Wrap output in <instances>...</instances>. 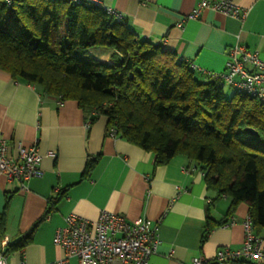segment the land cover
Here are the masks:
<instances>
[{"label":"crops","instance_id":"0c3cea01","mask_svg":"<svg viewBox=\"0 0 264 264\" xmlns=\"http://www.w3.org/2000/svg\"><path fill=\"white\" fill-rule=\"evenodd\" d=\"M198 1L104 0L124 14V23L141 38L201 68L195 70L200 81L213 80L209 71H224L230 49L238 43L264 59V0H237L249 9L244 21L203 9L200 17L179 27ZM94 115L77 100L48 94L41 85L0 67V131L9 153L16 154L22 143L27 148L36 144L44 155L42 176L28 180L25 188L0 173V220L5 216L0 251L5 250L9 264L61 258L64 251L56 245L55 234L66 225V217L74 213L95 221L103 210L128 220L146 217L158 227L151 264H192L198 256L212 258L220 247L243 244L247 203L230 213V197L208 187L195 160L178 153L168 163L156 164L154 151L122 135L110 136L107 117ZM51 150L55 157L47 155ZM90 159L96 161L86 172ZM59 193L50 212V202ZM31 231L22 249L6 252ZM70 264H79L78 259L71 258Z\"/></svg>","mask_w":264,"mask_h":264},{"label":"trees","instance_id":"16d2710c","mask_svg":"<svg viewBox=\"0 0 264 264\" xmlns=\"http://www.w3.org/2000/svg\"><path fill=\"white\" fill-rule=\"evenodd\" d=\"M106 51L112 62L97 58ZM0 67L48 94L77 100L95 119L106 116L108 130L115 127L118 135L154 151L156 164L178 153L195 160L208 187L230 197V213L239 203L248 204L263 236L264 103L259 99L237 91L228 97L224 85L200 81L177 53L141 38L99 8L65 0H14L12 7L0 0ZM95 161H88L86 172ZM61 195L51 200L50 212ZM4 229L3 215L0 233ZM31 235L9 244L6 252L22 249Z\"/></svg>","mask_w":264,"mask_h":264},{"label":"built area","instance_id":"2783aa9c","mask_svg":"<svg viewBox=\"0 0 264 264\" xmlns=\"http://www.w3.org/2000/svg\"><path fill=\"white\" fill-rule=\"evenodd\" d=\"M5 1L9 7L13 6L14 0ZM65 1L99 8L115 21L125 22L124 14L104 0ZM203 9L216 10L242 21L249 14V9L241 6L237 0H199L193 12L186 14L178 26L183 27L186 21L200 17ZM190 65L194 70H201L193 62ZM207 73L221 85L231 86L237 92L246 93L264 103V59L258 51L251 50L245 44L238 43L230 49L224 71ZM108 134L116 137L117 129L110 128ZM47 155L55 157L56 152L51 150ZM43 157L36 144L27 148L19 143L17 153H9V143L0 131V173L8 179L19 181L22 188L31 178L42 176ZM234 222L233 218L231 223ZM243 225L245 238L240 247H220L212 258L198 256L192 264H220L226 261L264 264V236L256 232L250 217ZM158 242V227L146 217L128 220L122 214L103 210L99 218L93 221L71 213L66 217V225L58 228L55 234V243L63 249L64 255L46 264H70L74 257L79 264H151L150 258L156 252ZM0 264H9L4 249L0 251Z\"/></svg>","mask_w":264,"mask_h":264},{"label":"rangeland","instance_id":"374dc122","mask_svg":"<svg viewBox=\"0 0 264 264\" xmlns=\"http://www.w3.org/2000/svg\"><path fill=\"white\" fill-rule=\"evenodd\" d=\"M97 58L102 60V61H106V62H112L111 56H110V52L106 51L101 55H97ZM225 92L228 96H231L235 93V89H233L232 87L226 85L225 86Z\"/></svg>","mask_w":264,"mask_h":264},{"label":"water","instance_id":"95a60500","mask_svg":"<svg viewBox=\"0 0 264 264\" xmlns=\"http://www.w3.org/2000/svg\"><path fill=\"white\" fill-rule=\"evenodd\" d=\"M249 132L252 134H258V132L254 128H247Z\"/></svg>","mask_w":264,"mask_h":264}]
</instances>
